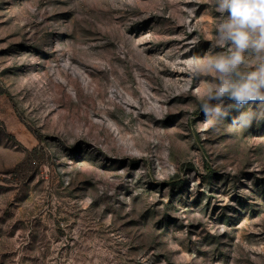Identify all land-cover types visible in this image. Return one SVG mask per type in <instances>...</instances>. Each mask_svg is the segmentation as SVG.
<instances>
[{"label":"rangeland","instance_id":"obj_1","mask_svg":"<svg viewBox=\"0 0 264 264\" xmlns=\"http://www.w3.org/2000/svg\"><path fill=\"white\" fill-rule=\"evenodd\" d=\"M219 16L0 0V264H264V121L204 128L195 95Z\"/></svg>","mask_w":264,"mask_h":264},{"label":"clouds","instance_id":"obj_2","mask_svg":"<svg viewBox=\"0 0 264 264\" xmlns=\"http://www.w3.org/2000/svg\"><path fill=\"white\" fill-rule=\"evenodd\" d=\"M214 5L220 16L213 42L226 51L190 62L194 78L213 77L195 93L202 124L225 121L236 110L231 123L250 128L264 121V0H214ZM253 56L258 58L254 70L249 68Z\"/></svg>","mask_w":264,"mask_h":264}]
</instances>
